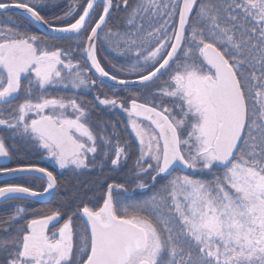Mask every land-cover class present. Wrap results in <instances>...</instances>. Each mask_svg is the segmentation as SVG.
<instances>
[{"label":"snow or ice","instance_id":"6c2138e0","mask_svg":"<svg viewBox=\"0 0 264 264\" xmlns=\"http://www.w3.org/2000/svg\"><path fill=\"white\" fill-rule=\"evenodd\" d=\"M47 6L0 0V264H264V0Z\"/></svg>","mask_w":264,"mask_h":264},{"label":"trees","instance_id":"16d2710c","mask_svg":"<svg viewBox=\"0 0 264 264\" xmlns=\"http://www.w3.org/2000/svg\"><path fill=\"white\" fill-rule=\"evenodd\" d=\"M72 2V0H48V6L44 7L42 9V12L44 15L51 17L52 15L55 14H61L63 12V10H66V8L69 6V4ZM83 2V0H81V3ZM101 9L97 8L95 9L96 12H99ZM59 44H61L64 47H67L69 43H71L70 41H60L57 42ZM109 58H111V60L113 62H119L121 58L115 56L114 53H107V55L105 54L104 51H101L100 53V59L103 62V64L105 65V67L107 68L108 71H112V67H111V63L109 62ZM97 91L99 92V94L101 96H103L104 92L107 91L106 88L101 87L100 85H97ZM96 94V92H82L81 96H83L85 98V103H87V100L93 99L94 95ZM96 115H104L105 118H110L113 120H117V115H114L112 113H99V112H94L93 116ZM119 122V121H117ZM121 133L122 135L124 134V129L123 127H121ZM126 138V135H125ZM9 144H11V141H9ZM18 159V158H17ZM17 159H13L11 161H9V166H15V164L17 163ZM21 162H25V161H21ZM27 162H32V163H37L40 166H44L47 167L48 162L45 160H42L38 155H32L28 158ZM93 175H95V173H93ZM81 179H88V177H81ZM7 182H11V180H8L6 182H0V185H3ZM23 183H32L33 186L35 187H42V183L40 181H35V182H30V181H21ZM63 182V180H62ZM99 190L98 189H93L91 192L88 193L89 196L93 195V194H98ZM86 199V197H85ZM13 204H18V205H23L28 209V217H31L33 215H38L40 214L39 210H46L49 207H54L56 205H58L59 200L57 199H52L51 201H49L48 203L45 204H37L35 202H31V201H23V200H15L12 201ZM91 203H95V200L91 201ZM35 210V211H34ZM10 211V208L8 205L6 204H1L0 206V217L5 216L8 212Z\"/></svg>","mask_w":264,"mask_h":264},{"label":"water","instance_id":"95a60500","mask_svg":"<svg viewBox=\"0 0 264 264\" xmlns=\"http://www.w3.org/2000/svg\"><path fill=\"white\" fill-rule=\"evenodd\" d=\"M20 10H16V9H13L12 10V12L13 13H16V12H19ZM39 26H37V28H38ZM110 83V82H109ZM8 180H11V178L10 177H7V176H3V177H0V182H6V181H8ZM29 201H32V202H35V203H37V204H45L44 202H42L41 200H35V199H31V198H29ZM49 201H51V200H48V202ZM47 202V203H48ZM1 205V204H0Z\"/></svg>","mask_w":264,"mask_h":264},{"label":"flooded vegetation","instance_id":"af4514ba","mask_svg":"<svg viewBox=\"0 0 264 264\" xmlns=\"http://www.w3.org/2000/svg\"><path fill=\"white\" fill-rule=\"evenodd\" d=\"M121 95H126V93H121ZM118 111V110H117ZM119 116L120 117H123L124 116V114L123 113H119ZM125 119H126V117H125ZM134 139V138H133ZM129 167L131 166V161L129 162V165H128ZM47 167L49 168V170H52V165L50 164V162H48V165H47ZM127 170V168L125 169V171ZM1 206V205H0ZM62 222V221H61ZM79 227H80V221H79V219H76L75 221H74V228H77V229H79Z\"/></svg>","mask_w":264,"mask_h":264}]
</instances>
